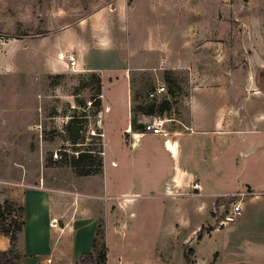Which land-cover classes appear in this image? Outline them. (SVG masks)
<instances>
[{
  "label": "crops",
  "instance_id": "0c3cea01",
  "mask_svg": "<svg viewBox=\"0 0 264 264\" xmlns=\"http://www.w3.org/2000/svg\"><path fill=\"white\" fill-rule=\"evenodd\" d=\"M104 1L100 7L91 8L95 2L84 0L88 12L84 11V17L74 24L47 29L46 34L29 41L16 40L11 48L16 49L12 57L22 60L19 67L9 64L12 53L4 43L0 73L61 74L71 69L96 74L102 92L101 116L112 103L126 110L122 117L127 124L121 131L119 148L128 160L120 165L133 171L129 186L135 192L130 196L115 194L110 187L115 186L114 179H106L103 148L102 171L81 177L84 182L97 178L100 185L95 192L84 189V215L77 218L60 211L59 195L66 190L49 187L44 180L38 186L21 178L14 180V169L9 166L6 177L0 172V203L10 202L24 209L25 226L17 236L20 259L16 263L27 264V254L39 250L51 254L55 245H47L48 232L55 229L60 239L66 238L59 263L76 264L91 252L101 226L106 264H264V88L238 71L225 70L228 76L221 86L205 84L188 89L186 105L166 135L128 130L135 101L132 78L137 74L153 72L170 85L180 73L194 74L201 59L208 64V74L222 72L216 60L225 56L223 52L231 48L234 37L217 33L213 18L217 0L212 2L209 24L204 29L192 27L176 41L172 38L176 45L144 34L138 47L128 44L127 39L139 26L149 23L147 14L164 18L181 3L186 8L187 0ZM185 8L178 13L176 10V18ZM67 56L74 59V67H70ZM104 83L116 87L115 98L108 100L107 106ZM168 94L172 95L171 90ZM254 102L259 105L256 113L250 110ZM113 162L118 168L117 160ZM236 192L248 193L241 201V217L217 228L214 209L221 197ZM52 219L57 220L55 227L51 226ZM111 247L119 249L113 259ZM9 249L8 237L0 233V252ZM33 264L53 262L45 257Z\"/></svg>",
  "mask_w": 264,
  "mask_h": 264
},
{
  "label": "rangeland",
  "instance_id": "374dc122",
  "mask_svg": "<svg viewBox=\"0 0 264 264\" xmlns=\"http://www.w3.org/2000/svg\"><path fill=\"white\" fill-rule=\"evenodd\" d=\"M93 1L95 4L91 8H98L105 3L104 0ZM212 2L213 0H187L186 8L181 3L177 9L169 10L164 18L147 14L146 20L149 23L139 26L127 39V43L138 47L144 41L141 35L150 33L155 39L158 37L170 41L173 38L176 41L183 33H189L192 27L202 30L209 24L207 17L212 11ZM88 6L84 8V0H0V49L4 43L9 45L8 53H12L9 64L18 67L22 65L19 57H12L16 49H12L11 45L16 40L29 41L46 34L47 29L74 24L84 17V11L88 12ZM183 7L184 12L176 18V10L178 13V9ZM213 18L217 23V33L225 32L234 37L229 43L231 48L226 53L223 52L225 56L216 60L222 67V72L208 74V64H204L206 60L201 59L194 74L180 73L176 76L175 83L170 85L165 84L160 75L153 72L137 74L132 78L135 96L131 107L132 119H135L134 128L139 127L140 121H145L146 117L137 112L138 105L159 104L166 100L172 106L161 114L156 113L169 120L166 132L173 127L172 120L178 117L180 109L186 105L188 89L205 84L212 88L221 86L224 77L228 76L225 70L238 71L249 82H256L264 88V0H217ZM172 44L176 45L170 41V45ZM159 84L165 87L167 95L159 96L156 101L149 100L148 93ZM225 85L226 83L223 84L224 87ZM115 89L116 87L109 88L104 83L105 106L108 105V100L115 98ZM169 90L172 91L171 96L168 94ZM101 96L98 76L92 73L71 69L61 74L0 73V124L4 121V126L0 127V172L3 176L6 177L5 173L9 172L5 169L12 166L14 180L21 178L26 184L33 186L40 185L44 180V184L49 187L66 190L59 195L62 198L60 211L79 218L84 215V189L95 192L100 185L97 178L84 182L80 175L99 170L105 149L106 179H114L115 184L110 187H113L118 196L132 195L135 189H130L129 181L133 171L120 165L128 160L127 155L119 148L121 131L127 124L122 117L126 110L112 103V107L108 109L110 112L106 107L107 111L101 116V103L98 104L97 100L94 102L95 99L101 101ZM250 110L258 112L259 105L254 102ZM71 118H74V123L66 128ZM137 130L142 132L140 128ZM70 134L77 136L75 144L70 140ZM124 139L127 144L128 137ZM79 153H87L88 157L75 162ZM114 159L118 162V168H114ZM261 164L264 165L262 158ZM16 172L19 174L16 175ZM29 233L30 230H27V236ZM65 241V237L60 239L58 232L50 229L47 245H55L54 251L49 254L48 250H39L27 254V264L45 257L52 260L53 264H60L63 255L61 248ZM118 254L119 249L111 247V259ZM76 264H96V261L94 257L83 255Z\"/></svg>",
  "mask_w": 264,
  "mask_h": 264
},
{
  "label": "trees",
  "instance_id": "16d2710c",
  "mask_svg": "<svg viewBox=\"0 0 264 264\" xmlns=\"http://www.w3.org/2000/svg\"><path fill=\"white\" fill-rule=\"evenodd\" d=\"M98 82L100 85L99 78H98ZM99 89H98V92L100 91ZM98 100L99 99H95L94 102L96 101L98 104H100L101 101H98ZM169 107H170L169 102L165 100L159 104L150 103L144 106L138 105L136 109H137V112L143 116H151L156 113L161 114L165 110H168ZM134 120L135 119H132L130 123L131 130L135 131L138 128L141 129L142 128L141 125H139V127L134 128ZM73 123H74V118H71L66 128H69V126H71ZM70 140L75 144L77 140V136L70 134ZM86 155L87 153H79L78 158L75 162L81 161L85 157H88ZM98 168L99 170L95 173H84V174H81L80 176L84 177V176H89V175L100 173L102 171V161H100ZM23 218H24V209L22 207L14 206L10 202L0 203V233L8 237L9 242H10L9 251L4 252V253L0 252V264H7L8 262H17L20 259V255L16 251V243H17V236L22 231L23 226H24ZM188 254H190V251ZM87 255L89 257H94L96 264H106L107 248L104 243L103 231L101 229V226H98V229L96 231V236L92 242L91 252ZM185 260H186V263H189L187 255H185Z\"/></svg>",
  "mask_w": 264,
  "mask_h": 264
},
{
  "label": "built area",
  "instance_id": "2783aa9c",
  "mask_svg": "<svg viewBox=\"0 0 264 264\" xmlns=\"http://www.w3.org/2000/svg\"><path fill=\"white\" fill-rule=\"evenodd\" d=\"M59 58L63 59V56H59ZM66 59L68 60L71 68L75 66V61L72 56H67ZM165 94L167 95L165 87L163 85L157 86L154 90L148 93V99L156 101L159 96H163ZM168 122L169 120L157 114L146 116L145 121L140 122L142 126V133L151 135H166L165 129ZM128 130L130 131L131 128ZM247 195L248 193L245 192H236L220 198L219 204L213 211L214 219L217 222V228H224L238 221L242 215L241 201L243 197ZM56 225L57 220L52 219L51 226L55 227Z\"/></svg>",
  "mask_w": 264,
  "mask_h": 264
}]
</instances>
